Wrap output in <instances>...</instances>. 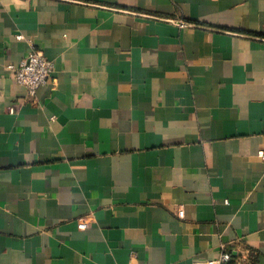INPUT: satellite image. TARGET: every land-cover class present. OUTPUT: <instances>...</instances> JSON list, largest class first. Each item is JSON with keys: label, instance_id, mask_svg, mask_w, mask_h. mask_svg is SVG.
I'll return each instance as SVG.
<instances>
[{"label": "crops", "instance_id": "crops-1", "mask_svg": "<svg viewBox=\"0 0 264 264\" xmlns=\"http://www.w3.org/2000/svg\"><path fill=\"white\" fill-rule=\"evenodd\" d=\"M259 150L264 0H0V264H264Z\"/></svg>", "mask_w": 264, "mask_h": 264}, {"label": "built area", "instance_id": "built-area-1", "mask_svg": "<svg viewBox=\"0 0 264 264\" xmlns=\"http://www.w3.org/2000/svg\"><path fill=\"white\" fill-rule=\"evenodd\" d=\"M6 67L11 71L16 83L25 89L28 96L34 98L38 88L49 80L54 64L40 50L32 49L24 59L16 64L9 63ZM9 112L14 113V107H9ZM258 154L264 159V150H259ZM179 216H183L182 210H179ZM225 246L222 245L221 253L214 260L215 262L221 263L232 258L234 250Z\"/></svg>", "mask_w": 264, "mask_h": 264}, {"label": "water", "instance_id": "water-1", "mask_svg": "<svg viewBox=\"0 0 264 264\" xmlns=\"http://www.w3.org/2000/svg\"><path fill=\"white\" fill-rule=\"evenodd\" d=\"M216 29V28H215Z\"/></svg>", "mask_w": 264, "mask_h": 264}]
</instances>
